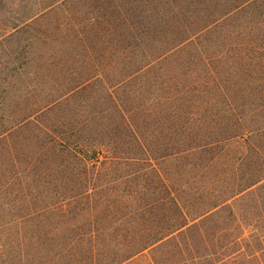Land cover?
I'll return each mask as SVG.
<instances>
[{"label": "rangeland", "instance_id": "rangeland-1", "mask_svg": "<svg viewBox=\"0 0 264 264\" xmlns=\"http://www.w3.org/2000/svg\"><path fill=\"white\" fill-rule=\"evenodd\" d=\"M181 1L0 0V264L117 263L179 219L155 169L190 212L264 173V0ZM228 240L264 264V182L132 264Z\"/></svg>", "mask_w": 264, "mask_h": 264}, {"label": "trees", "instance_id": "trees-1", "mask_svg": "<svg viewBox=\"0 0 264 264\" xmlns=\"http://www.w3.org/2000/svg\"><path fill=\"white\" fill-rule=\"evenodd\" d=\"M207 1L208 0H182L181 1V2H183L182 8H183L184 11L180 12L178 17L180 15H183L184 17L188 16L189 14H192L196 10H198V12H199L200 9L203 7V5L205 3H207ZM250 1H253V0H243V1L239 2V3H237L236 5L231 6V9H229L227 12H225L221 17H214V13H211L213 15V17L209 21L204 23V25H202V27H200L199 30L201 31V30L206 29L207 27H209L211 25H214L215 23L219 22L221 20V18H223L225 15L231 13V11H233V9L242 7V6H244L245 4H247ZM29 18L31 19L32 17H29ZM189 37L190 36H188V35L187 36L184 35L183 38L175 44V46L179 45L182 42H184ZM134 134L136 136L137 132L134 131ZM236 135H238V134H236V133L235 134H231L228 137H225V138H222V139H216V140H213L212 142L213 143H218V142H221L222 140L223 141H227V140H229V138L230 139L231 138H235ZM141 143H142L143 147L147 150V148L144 145V143L142 141H141ZM208 144L206 142H199V143H195L193 145L187 144L186 147L183 150L190 152V150H193V149L204 148ZM175 153H176V151H169V152L164 153L161 157H171V156H174ZM156 158H158V157H156V156L152 157L148 153V158H146V160L148 162H151V160H155ZM149 166L153 167L152 164H150ZM155 173H156V176L158 177L160 183L162 184V187L166 189V191H167L166 198H168L171 201V205L174 207L175 214H176V216L179 217V219H177V221H175L169 227H167L165 229V231H163V232L160 231V232L156 233L155 235H153L152 238L147 239L145 243L143 242L141 245H139L135 249H131L130 251H127L123 255V257H121L117 261V263H115V264H120L122 262L127 261L128 259H130L134 255H136L140 251L144 250L145 248H147L151 244L156 243L160 239L164 238L166 235H168V234L180 229L184 225H187L191 220H194L197 217H199L200 215H202L207 208L210 209L211 205L215 206L216 204H219L220 202H223V201L227 200L228 198L234 196L236 193H241V192L244 193V191H248L250 188H252V186L264 182V173H262L261 175H259L257 177L251 178V180L248 183H246L245 186L240 187V188H236L235 187L227 195L222 196V197H220V198H218L216 200L214 199V196H213L212 200L210 201V203L208 205H206L203 208H200L199 210H197L195 212H190V211H188L187 206L191 205V204L182 203L179 195L174 193V191L171 188V186L167 183V181L164 180V178L160 175V172L157 169H155ZM95 254H96V256H95ZM95 254L92 253V259L94 258V260H96L97 256L105 255V253H103V252H98V253H95Z\"/></svg>", "mask_w": 264, "mask_h": 264}, {"label": "crops", "instance_id": "crops-1", "mask_svg": "<svg viewBox=\"0 0 264 264\" xmlns=\"http://www.w3.org/2000/svg\"><path fill=\"white\" fill-rule=\"evenodd\" d=\"M98 151H100V150H98ZM205 190L211 192V195H213L212 186L208 185L207 187H205ZM241 193H243V192H241ZM239 194L240 193H236L234 196L228 198L227 200H225L223 202H220L219 204H216L215 206L211 205L210 209L207 208L202 215H200L199 217H197L194 220H191L187 225H184L180 229L166 235L164 238L160 239L156 243H153L150 246H148L147 248H145L146 251L152 252V251L156 250L157 248L163 247L165 244L172 243L175 239H177L179 234L186 231L187 228L193 226L194 224H198L199 222L202 223L203 219L211 217L214 214L216 215L221 210H227L228 213L230 214V216H232V214H233V203L235 200H237V197ZM182 203H185V202L182 201ZM207 204H209V203H207ZM220 232H221V230H218V231H216L215 234H218ZM215 234H214V236H215ZM205 241H206V245H208L209 240L206 237H205ZM177 244H180V243L178 242ZM232 244H233V241L228 240L227 242H224L221 245H217V247L214 249H211L212 247H210V249L208 251H206L205 253H199V254L193 253L191 255H185V256L182 255L183 257H181L180 259H178L174 262L168 263V264H191L193 261L198 260L200 258H208L209 262L207 264H226V263L232 264L233 261L236 260V258L238 257V253H239L238 247H235L234 249H230ZM144 250L140 251L139 253H137L136 255L131 257L130 259H128L126 264H132L133 263L132 260L134 258H137L140 255H144ZM150 264H155L154 260L151 261Z\"/></svg>", "mask_w": 264, "mask_h": 264}]
</instances>
